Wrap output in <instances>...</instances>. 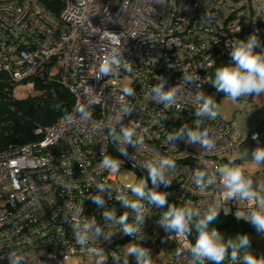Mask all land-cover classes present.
I'll list each match as a JSON object with an SVG mask.
<instances>
[{"label": "built area", "instance_id": "1", "mask_svg": "<svg viewBox=\"0 0 264 264\" xmlns=\"http://www.w3.org/2000/svg\"><path fill=\"white\" fill-rule=\"evenodd\" d=\"M57 1L48 9L40 0H0V91L18 98L20 83L34 87L37 81H55L73 96L65 115L34 129L38 139L0 151V261L9 262L8 253L15 251L24 257L23 264H63L74 255L91 257L96 264L98 257L76 243L70 223L95 217L105 226V209L87 199L96 193L95 184L107 182L114 189L112 199L105 196V208L115 209L117 216L128 211L130 222L135 216L114 198L124 192L135 199L126 187L130 183L119 172L100 167L102 154L120 159V170L129 168L143 177L147 171L141 164L157 155L172 157L171 184L158 189L169 194V203L191 202L201 212L216 205L221 214L235 216L239 202L224 201L215 185L200 193L193 171L216 172L233 158L239 164L242 143L260 136L264 105L247 99L228 120L205 118L202 126L213 141L207 150L183 140L167 142V135L185 123L194 127L197 119L193 99L198 88L181 82L183 73L197 74L196 84L208 94L217 63L230 60L226 41L247 39L258 29L264 43V0ZM113 49L128 62L98 80L99 65ZM157 76L166 78V89L180 83L179 107L164 110L148 98ZM125 87L134 95H125ZM125 106L133 111L121 123L135 129L134 139L143 136L138 147L117 145L109 134L110 127L119 132L116 118ZM118 146L127 147V155ZM249 207L241 205L240 211ZM158 212L152 207L135 238L112 224L104 227L114 232L110 240L93 237L89 247L103 249L107 264H114V254L123 257V245L131 241L149 248L151 258H163V264H189L190 238L169 239L171 234L158 224ZM177 248L184 250L182 256L176 255ZM129 264H136L134 257Z\"/></svg>", "mask_w": 264, "mask_h": 264}, {"label": "clouds", "instance_id": "2", "mask_svg": "<svg viewBox=\"0 0 264 264\" xmlns=\"http://www.w3.org/2000/svg\"><path fill=\"white\" fill-rule=\"evenodd\" d=\"M240 31V28L237 32ZM115 35V34H114ZM225 46L230 49V62L221 63L214 72V78L211 85L217 92H222L225 97L235 102L241 97H259L264 94V43H262L259 30L251 33L247 39L234 38L226 41ZM122 56V51L113 49L99 65L96 78L99 80L104 76L112 74L122 63H127ZM213 63L215 61L213 60ZM172 68L174 65L169 64ZM158 83L150 87L148 98L157 104H162L164 110L172 106L179 107V93L182 91L180 83L166 89L167 80L164 77L157 76ZM200 77L183 73L182 81L188 84H194L198 91L193 99L195 109V126L190 127L183 124L179 129L170 132L167 135V142H176L183 140L187 144H196L205 150L213 145L209 137V130L203 127L205 118L215 120L219 116V105L214 96L206 94L201 90L202 85L196 84ZM123 92L127 96L134 95L131 87H125ZM80 114L84 118L90 115L84 109H80ZM132 108L125 106L122 113L116 118L120 124L119 132L115 127H110L109 134L114 143L117 145H131L138 147L144 143L143 136H136L135 129L124 126L121 121L125 115L130 114ZM167 119L166 116H163ZM246 135V133H245ZM254 140H258V134L253 135ZM117 151L127 155V147H119ZM254 164H264V146H257L251 154ZM135 166V165H134ZM146 169L147 176L141 177L137 182L130 183L126 187L135 199H131L124 192L115 194V200L119 201L123 207L130 209L135 213L134 217L129 220V212L117 216L115 209L105 208L106 199L113 198L114 189L107 182H98L95 184L96 193L88 195L87 199L91 200L98 207L104 208L103 219L105 226L97 223L95 217H87L84 221L77 220L71 223L76 243L81 250L98 257L96 264H107L108 255L103 249L89 247L93 237L110 240L114 232H106L104 227L112 224L119 225V230L124 235L135 238L138 233L142 232V226L145 218L152 207L166 209L158 219V224L171 235L188 240L195 233L194 243L187 246V252L190 259L189 264H224L226 259H230L234 264H264V255L256 256L251 248V241L248 234H236L232 238H227L212 226L218 220L222 207L209 205L208 208L201 212L197 207L191 206V202L184 206H177L168 202V193L159 191L161 185L170 186L172 179L169 178L168 172L175 170L176 161L169 156L157 155L153 160L146 161L140 165ZM100 167L115 174L120 171L121 160L110 155L102 154ZM149 180L151 187L148 186ZM193 182L200 193L213 185L224 193V201L235 199L239 205L251 204L246 211H240V207L235 213L237 219H244L249 222L258 233L264 235V185L257 186L253 178L245 174L243 167L236 163L235 158L230 159L216 170L209 173L197 167L193 171ZM63 231V229H61ZM144 236L140 238V241ZM134 240V239H133ZM183 249L177 248L176 255L182 256ZM151 250L142 246L141 243L127 244L123 257L113 255L114 264H129V257H134L136 264H153ZM9 264H23L24 257L15 251L7 255Z\"/></svg>", "mask_w": 264, "mask_h": 264}, {"label": "trees", "instance_id": "3", "mask_svg": "<svg viewBox=\"0 0 264 264\" xmlns=\"http://www.w3.org/2000/svg\"><path fill=\"white\" fill-rule=\"evenodd\" d=\"M40 1L48 9L54 8L53 6H57L58 3L57 0ZM228 62H230L229 59L222 60L217 63L216 68L221 66V63ZM34 88L37 93L25 98H12L0 91V151L38 139L40 135L34 133V129L51 125L65 115L73 104V96L55 81H37ZM165 210L159 209L157 215L160 216ZM212 226L224 229L225 239L232 238L236 234L256 231L244 219L221 213ZM189 238L191 243H194L195 233L193 232ZM261 255L264 253L257 256ZM0 264H9V262L0 261ZM224 264H234V262L226 259Z\"/></svg>", "mask_w": 264, "mask_h": 264}, {"label": "rangeland", "instance_id": "4", "mask_svg": "<svg viewBox=\"0 0 264 264\" xmlns=\"http://www.w3.org/2000/svg\"><path fill=\"white\" fill-rule=\"evenodd\" d=\"M213 78H214V74L211 73V81ZM36 93L37 90L34 87H27L23 83L17 85L16 95L18 98H25L28 95H35ZM208 95H212L215 97L219 105V115L225 120H228L232 117L233 112L243 105L244 100L247 97V96L241 97L237 101L233 102L229 98L225 97L222 92H217L216 89L211 84ZM248 170L251 172L252 178L258 187L264 185V169L262 168L254 169L252 166H250V169ZM118 177L122 181L132 183V182H137L143 176L134 170H131L129 168H123L119 171ZM262 195H264V193H262ZM217 229L225 237L226 231L222 228H217ZM242 234H248L250 237V241H251L250 251H252L256 256L260 253H264V235L258 233L257 231H250ZM128 243H125L123 245L124 252L126 250ZM152 261L153 264L165 263L163 258H158V257L152 258ZM63 264H93V258L88 256L74 255L66 259L63 262Z\"/></svg>", "mask_w": 264, "mask_h": 264}, {"label": "crops", "instance_id": "5", "mask_svg": "<svg viewBox=\"0 0 264 264\" xmlns=\"http://www.w3.org/2000/svg\"><path fill=\"white\" fill-rule=\"evenodd\" d=\"M250 99L253 102L264 105V94H261L258 98L257 97H246L244 102ZM264 146V123H262V127L260 128V136L258 140H246L242 143L240 147V157L238 160V163L243 167V169L252 177L251 172L248 170L250 169V166H252L254 169L255 168H262L264 169V164H254L251 159V154L252 151L257 147V146Z\"/></svg>", "mask_w": 264, "mask_h": 264}]
</instances>
